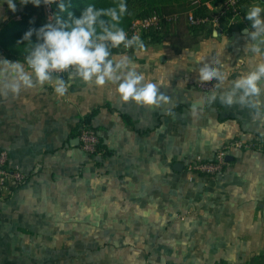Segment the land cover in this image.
<instances>
[{
	"label": "crops",
	"instance_id": "obj_1",
	"mask_svg": "<svg viewBox=\"0 0 264 264\" xmlns=\"http://www.w3.org/2000/svg\"><path fill=\"white\" fill-rule=\"evenodd\" d=\"M245 5L246 15L264 0ZM23 9L0 0V32ZM250 31L245 19L191 47L165 40L112 54L129 56L170 98L160 108L68 74L64 96L48 84L0 96V152L28 176L0 201V264H247L264 255V120L240 104L197 103L211 95L198 87L203 63L219 60L229 81L251 70ZM96 109L91 124L107 149L92 158L77 140ZM235 140L263 148L232 150L222 175L190 180V162L212 161Z\"/></svg>",
	"mask_w": 264,
	"mask_h": 264
},
{
	"label": "clouds",
	"instance_id": "obj_2",
	"mask_svg": "<svg viewBox=\"0 0 264 264\" xmlns=\"http://www.w3.org/2000/svg\"><path fill=\"white\" fill-rule=\"evenodd\" d=\"M9 10L16 11L15 0H5ZM22 5L31 3L39 7L42 3L51 6L56 4L58 13L49 17L48 23L39 29H30L18 43L26 45L27 54L24 62H11L0 59V96L18 95L22 89H33L45 84L53 86L56 95L64 96L69 84L62 78L68 74V80L79 79L86 85L104 87L114 86L115 93L123 103L133 102L137 106L160 108L167 105L170 98L160 92L156 83L145 82L146 76L137 70V66L127 55H112L111 49H143L144 43L136 35L129 38L120 27L122 18L128 12L126 0H118L112 7L97 8L87 5L77 18L70 11L65 0H21ZM264 8L258 5L249 7L245 18L250 22L252 31L248 37L252 41L249 52V71L229 81V72L219 60L216 66L203 63L198 69L199 82L217 81L214 89L219 90L229 81V87L218 95L199 97V105L213 104L217 100L222 105L231 107L234 104L248 107L254 111V117L264 120ZM66 16L62 15L65 14ZM33 36L35 42L33 43ZM227 39L224 38V46ZM259 57V60L256 58ZM255 59L254 67H251ZM243 63V61H241ZM192 113L195 116L197 109Z\"/></svg>",
	"mask_w": 264,
	"mask_h": 264
},
{
	"label": "built area",
	"instance_id": "obj_3",
	"mask_svg": "<svg viewBox=\"0 0 264 264\" xmlns=\"http://www.w3.org/2000/svg\"><path fill=\"white\" fill-rule=\"evenodd\" d=\"M250 0H212V2L201 3V0H188L190 10L178 12L172 15H153L144 19L135 20L126 31L129 38L136 35L142 40V37L151 29L160 27L161 23L178 25L182 19H185L189 27H207L217 33L219 31H229L245 22V13L243 5ZM49 17L52 14V5H44ZM207 7L208 11L202 14H195L200 8ZM124 50L123 45L120 46ZM0 59H5L0 50ZM62 76L67 73L59 74ZM217 81L198 83V87L206 92L216 91L214 85ZM78 139L81 150L92 158L105 157L106 150L99 149L100 138L97 131L91 127L82 125L78 129ZM262 142L257 144H246L240 140H235L224 144L219 148L214 160L205 161L196 158L187 165V171L190 174V180L197 175L216 176L224 173V168L228 164L227 157L232 150L257 149L262 150ZM28 176L19 169H14L9 164V157L6 151L0 152V201L9 198L11 190L21 186L27 181Z\"/></svg>",
	"mask_w": 264,
	"mask_h": 264
},
{
	"label": "trees",
	"instance_id": "obj_4",
	"mask_svg": "<svg viewBox=\"0 0 264 264\" xmlns=\"http://www.w3.org/2000/svg\"><path fill=\"white\" fill-rule=\"evenodd\" d=\"M118 0H65L68 5V11H70L75 17H79L84 10V8L89 4L96 5L97 8H107L114 6ZM212 2V0H201V3ZM128 5V12L122 18L120 27L127 31L131 24L138 19H144L151 17L155 14L157 15H172L178 12H186L190 10L188 0H126ZM247 2L244 3V5ZM243 5V12L245 11V6ZM208 11L207 7L200 8L195 11V14H202ZM58 9L56 4H52V14L51 17L57 15ZM66 16L65 14H62ZM19 20L10 21L6 23L0 32V50L5 59L19 60L24 62V58L27 54L26 45L18 43L23 37V35L30 29H39L44 26L49 21V16L46 13L44 4L42 3L39 7L33 6L31 3L24 5L23 11L19 13ZM184 25L188 31V42L189 45H185L186 41L181 42V39L170 38L174 29L179 26ZM214 31L207 27H189L185 21L182 19L178 25H170L167 23H161L160 27L156 29H151L146 33L142 40L144 44H159L165 40L170 41L176 48L183 49L186 47H191L196 45L202 39H206L214 36ZM33 43L35 42V36L32 38ZM180 44L178 46L177 41ZM178 42V43H179ZM179 47V48H178ZM121 47L111 49L112 54L119 53L123 51ZM99 112L96 109L92 115L87 117L82 123V125L92 126L91 120ZM94 128V127H93ZM95 129V128H94ZM96 130V129H95ZM99 149H107L100 139ZM247 264H264V255L254 258L250 263Z\"/></svg>",
	"mask_w": 264,
	"mask_h": 264
},
{
	"label": "rangeland",
	"instance_id": "obj_5",
	"mask_svg": "<svg viewBox=\"0 0 264 264\" xmlns=\"http://www.w3.org/2000/svg\"><path fill=\"white\" fill-rule=\"evenodd\" d=\"M15 2H16V4H21L20 2H21V0H15ZM188 31H187V28L184 26V25H182V26H179L177 29H174L173 30V32H172V35H171V37L170 38H172V39H181L180 41L181 42H183V41H186L184 44L185 45H189L190 44V42H188ZM179 42V40L177 41V44H178V46L180 45V44H182V43H178ZM180 47V46H179ZM178 47V48H179Z\"/></svg>",
	"mask_w": 264,
	"mask_h": 264
},
{
	"label": "water",
	"instance_id": "obj_6",
	"mask_svg": "<svg viewBox=\"0 0 264 264\" xmlns=\"http://www.w3.org/2000/svg\"><path fill=\"white\" fill-rule=\"evenodd\" d=\"M62 78H63V77H62ZM77 142L79 143V140H77ZM229 160H232V157L228 156V157H227V161H229ZM175 169H176L177 171H182V169H183V165H182L181 163H177L176 166H175Z\"/></svg>",
	"mask_w": 264,
	"mask_h": 264
}]
</instances>
